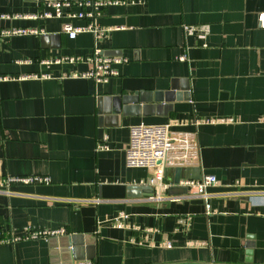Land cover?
<instances>
[{"label": "crops", "instance_id": "crops-1", "mask_svg": "<svg viewBox=\"0 0 264 264\" xmlns=\"http://www.w3.org/2000/svg\"><path fill=\"white\" fill-rule=\"evenodd\" d=\"M45 9L0 0V177L49 178L0 187V238L26 225L66 234L0 242V264H264V0L106 6L98 46L120 58L106 83L80 76L90 33L26 17ZM12 27L39 33L1 34ZM137 125L193 147L179 180L215 175L208 213L173 172L160 189L152 169L126 164Z\"/></svg>", "mask_w": 264, "mask_h": 264}, {"label": "built area", "instance_id": "built-area-1", "mask_svg": "<svg viewBox=\"0 0 264 264\" xmlns=\"http://www.w3.org/2000/svg\"><path fill=\"white\" fill-rule=\"evenodd\" d=\"M36 3L47 9L39 13L26 15L33 19H51L57 18L63 21V31L70 39L75 38L78 34L88 32L93 37L92 53L86 57L89 63L87 71L80 74L83 78H90L95 83H106L110 78L117 75L114 64L120 62V58L107 56L103 54L102 49L98 46V41L104 37L109 28L100 26L97 22L102 15L103 9L109 5H127L133 3H143L145 0H34ZM72 19L85 21V24L74 26L70 23ZM257 21L261 28H264V11L257 14ZM189 29H192L189 28ZM36 28L31 27H12L3 29V36L38 34ZM80 56H64L55 59L56 62L73 63L82 61ZM44 60L42 62H48ZM38 75L30 74L23 78H37ZM45 77V75H42ZM7 77H0L6 79ZM194 149L189 144L179 145L177 138L164 125H137L130 128L129 142L126 148L125 161L128 166H142L153 170V176L149 183L156 188L166 189L173 183H164V167L180 166L187 163L191 158ZM49 178L45 175H26L13 176L5 175L0 177V187L7 188L13 183L35 184L48 183ZM216 182L213 174H206L199 179H181L177 185L186 187L191 195L200 196L205 202L206 212L210 211L209 194L206 188ZM177 200L178 197H171ZM125 217V214L116 217ZM64 228L47 229L31 225L22 228L21 234L11 231L9 234L0 238L2 243H11L19 240H47L53 236L65 235ZM78 264H88L80 262Z\"/></svg>", "mask_w": 264, "mask_h": 264}, {"label": "water", "instance_id": "water-1", "mask_svg": "<svg viewBox=\"0 0 264 264\" xmlns=\"http://www.w3.org/2000/svg\"><path fill=\"white\" fill-rule=\"evenodd\" d=\"M181 169H183V167H178V166L169 167V166H166V167H164V176L166 178H168L169 180H171V177H170L169 173L173 172L174 180H172V182H178L179 181V172H180Z\"/></svg>", "mask_w": 264, "mask_h": 264}]
</instances>
